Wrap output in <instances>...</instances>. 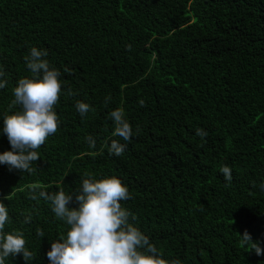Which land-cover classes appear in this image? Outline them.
I'll use <instances>...</instances> for the list:
<instances>
[{"label":"trees","instance_id":"16d2710c","mask_svg":"<svg viewBox=\"0 0 264 264\" xmlns=\"http://www.w3.org/2000/svg\"><path fill=\"white\" fill-rule=\"evenodd\" d=\"M32 47L47 50L62 90L60 127L33 171L0 164L4 231L23 232L27 264H50L51 243L69 228L39 190L75 197L82 179L112 176L129 189L121 204L130 222L165 259L264 264L240 237L247 230L264 248V0H0V154L11 150L3 118L20 110L9 106L19 79L32 76ZM78 101L90 105L85 116ZM116 108L132 126L129 141L113 136ZM113 139L127 145L123 155L109 153Z\"/></svg>","mask_w":264,"mask_h":264},{"label":"clouds","instance_id":"9594fccd","mask_svg":"<svg viewBox=\"0 0 264 264\" xmlns=\"http://www.w3.org/2000/svg\"><path fill=\"white\" fill-rule=\"evenodd\" d=\"M47 56V50L36 47L29 50L25 61L32 76L19 79L13 90L14 99L9 106H19L20 110L3 118L2 132L6 135L11 150L0 154V164L8 165L10 170L31 173L33 162L40 160L37 149L60 127L55 106L61 96V73L50 67ZM4 75L0 71V77ZM6 86L7 82L0 80V89ZM108 99L110 98L105 100L106 104ZM139 104L143 107L145 101L141 99ZM75 107L81 116L91 110L90 105L82 101H78ZM109 117L114 122L113 136L129 141L133 129L125 118L123 108L114 109ZM196 135L206 137L208 133L197 129ZM86 140L90 148L96 147V140L91 135ZM126 147V144L113 139L109 153L121 156ZM220 171L225 180L231 182V168L225 165ZM260 187L264 189V184ZM38 188L37 185L31 187V199H37L35 193ZM38 195L50 202L55 216L69 226L66 237L51 243V249L46 254L50 264H181L179 260L165 259L149 237L130 222L129 218L134 220L135 217L121 204V201L131 198L129 189L115 176L99 180L82 179L75 197L70 192L66 193L63 188L52 193L39 190ZM73 198L78 207L70 208ZM8 221V209L0 202V264H5L6 258L19 254H22L27 264L33 259V253L26 248L23 232L4 231ZM23 222L30 223L31 215L25 216ZM36 234L44 237L43 230L38 229ZM240 237L241 243L249 245L250 251H254L257 256L264 255L261 242L254 241L247 230Z\"/></svg>","mask_w":264,"mask_h":264}]
</instances>
